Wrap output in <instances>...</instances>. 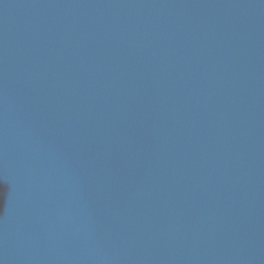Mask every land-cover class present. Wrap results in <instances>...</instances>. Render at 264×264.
Segmentation results:
<instances>
[{
  "label": "water",
  "instance_id": "95a60500",
  "mask_svg": "<svg viewBox=\"0 0 264 264\" xmlns=\"http://www.w3.org/2000/svg\"><path fill=\"white\" fill-rule=\"evenodd\" d=\"M0 264H264V0H0Z\"/></svg>",
  "mask_w": 264,
  "mask_h": 264
}]
</instances>
